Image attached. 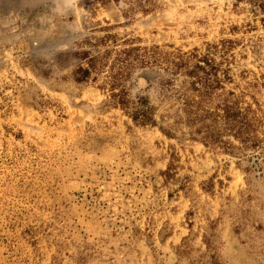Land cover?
I'll return each instance as SVG.
<instances>
[{"label": "rangeland", "instance_id": "obj_1", "mask_svg": "<svg viewBox=\"0 0 264 264\" xmlns=\"http://www.w3.org/2000/svg\"><path fill=\"white\" fill-rule=\"evenodd\" d=\"M107 34L211 48L203 106L240 111V138L187 124L183 75L123 83L156 125L114 105L104 73L75 81ZM0 264H264V0H0Z\"/></svg>", "mask_w": 264, "mask_h": 264}, {"label": "trees", "instance_id": "obj_2", "mask_svg": "<svg viewBox=\"0 0 264 264\" xmlns=\"http://www.w3.org/2000/svg\"><path fill=\"white\" fill-rule=\"evenodd\" d=\"M109 43L113 44L112 48ZM90 45L91 48L101 46L103 49H95L94 54L89 50L80 51L78 56L82 63L74 71L75 81H86L92 73L95 75L104 73V84L108 88L113 104L120 107L134 122L141 125H156L155 108L149 104L147 97L137 96L135 100L130 99L123 83L137 69L157 67L169 75H183L188 79L186 86L172 88L170 91H173L172 97L180 99V110L189 126H197L200 123L202 128H206L205 138L215 142L219 139L209 133L210 127L205 121L209 118L214 122L222 119L228 126L227 129L237 128L235 136L240 138L241 128L237 125L240 123L238 120L240 111L226 102L215 106L217 111H211L203 106L210 101L221 82L215 60L211 57V48H207L203 53L197 49L187 52L180 50L166 52L158 45L141 46L131 38L123 39L119 44L115 36L110 34ZM160 84L166 90L174 85L173 79L161 80Z\"/></svg>", "mask_w": 264, "mask_h": 264}]
</instances>
